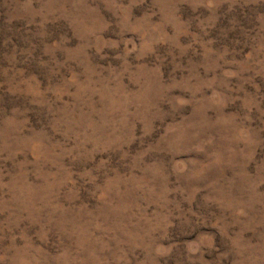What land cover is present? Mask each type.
<instances>
[{"label": "rangeland", "instance_id": "1", "mask_svg": "<svg viewBox=\"0 0 264 264\" xmlns=\"http://www.w3.org/2000/svg\"><path fill=\"white\" fill-rule=\"evenodd\" d=\"M0 264H264V0H0Z\"/></svg>", "mask_w": 264, "mask_h": 264}]
</instances>
